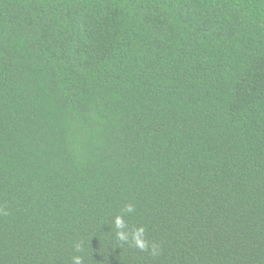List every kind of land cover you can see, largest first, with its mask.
I'll return each mask as SVG.
<instances>
[{"label":"trees","instance_id":"obj_1","mask_svg":"<svg viewBox=\"0 0 264 264\" xmlns=\"http://www.w3.org/2000/svg\"><path fill=\"white\" fill-rule=\"evenodd\" d=\"M73 256L264 264V0H0V264Z\"/></svg>","mask_w":264,"mask_h":264},{"label":"clouds","instance_id":"obj_2","mask_svg":"<svg viewBox=\"0 0 264 264\" xmlns=\"http://www.w3.org/2000/svg\"><path fill=\"white\" fill-rule=\"evenodd\" d=\"M123 211L125 213H132L134 211V205L127 204L125 205ZM6 214V213H5ZM113 224L116 228V237L119 241L128 242L129 237H131L132 243H134L135 247L140 249L141 251H149L151 255L156 256L160 253L159 245L156 243L149 244V241L145 235V229L143 226L137 227L131 233L127 232L125 229L127 225L125 223V219L123 215H116L113 220ZM77 251L80 250V245H76ZM72 264H83V260L81 256H73Z\"/></svg>","mask_w":264,"mask_h":264}]
</instances>
